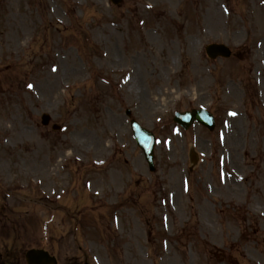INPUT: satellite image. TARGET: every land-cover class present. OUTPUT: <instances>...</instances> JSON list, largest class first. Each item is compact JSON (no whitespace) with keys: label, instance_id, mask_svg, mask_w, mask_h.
<instances>
[{"label":"rangeland","instance_id":"rangeland-1","mask_svg":"<svg viewBox=\"0 0 264 264\" xmlns=\"http://www.w3.org/2000/svg\"><path fill=\"white\" fill-rule=\"evenodd\" d=\"M120 2L0 0V189L14 198L21 185L34 212L9 225L17 264L35 245L58 264H264V0ZM212 42L238 53L210 60L203 49ZM196 107L216 114L213 132L173 123L175 111ZM127 108L156 135L154 173ZM130 192L138 208L124 211H140L144 223L122 214L121 229L103 223L100 237L73 234L78 212ZM150 212L168 244L148 248L146 260ZM122 231L121 242L106 244ZM188 233H197L194 244L180 242Z\"/></svg>","mask_w":264,"mask_h":264},{"label":"water","instance_id":"water-1","mask_svg":"<svg viewBox=\"0 0 264 264\" xmlns=\"http://www.w3.org/2000/svg\"><path fill=\"white\" fill-rule=\"evenodd\" d=\"M208 50L210 52L215 51V53H220L223 55L228 54L227 48L222 46V45H211L208 47ZM183 116H184L183 114H179V115L176 114L175 120L177 122H179V124L184 125L185 127L188 126V120H186V119L195 118V116L200 121L205 122L207 124V126L211 127V122H210L209 117H207L206 115H204L202 113L195 111V113H191L188 116L185 115V117L182 118ZM134 133H135V136H136L139 144H141V145L146 144L147 147L150 145L151 140L148 136H146L145 132L136 128V130H134ZM148 156H149V160H150L152 157V153L149 152ZM25 256L27 257L28 264H55L54 259L49 257L48 255H46V253L42 252V251H36L35 252L34 250H32V251H29L27 253V255H25Z\"/></svg>","mask_w":264,"mask_h":264},{"label":"snow or ice","instance_id":"snow-or-ice-1","mask_svg":"<svg viewBox=\"0 0 264 264\" xmlns=\"http://www.w3.org/2000/svg\"><path fill=\"white\" fill-rule=\"evenodd\" d=\"M231 114H233V115H234V113H231Z\"/></svg>","mask_w":264,"mask_h":264}]
</instances>
